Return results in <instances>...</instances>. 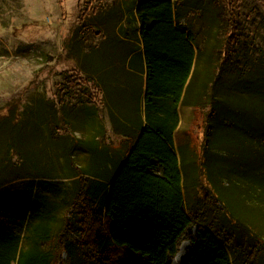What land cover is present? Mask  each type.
Segmentation results:
<instances>
[{
    "label": "rangeland",
    "instance_id": "374dc122",
    "mask_svg": "<svg viewBox=\"0 0 264 264\" xmlns=\"http://www.w3.org/2000/svg\"><path fill=\"white\" fill-rule=\"evenodd\" d=\"M137 1L0 0V121L15 117L27 135L26 143L10 148L9 153L1 145L4 138L0 140V184L22 178L51 181L50 201L62 215L75 191L78 169L85 173L106 169L107 152L123 142V136L114 131L110 110L127 121L125 116L133 118L137 107L133 101V107L110 108L105 91L95 84L100 79L99 61L107 58V42L121 28L133 40L128 42L130 47L143 49L139 33L133 32L139 26L133 15ZM233 1L231 9L224 0H180L182 21L197 40L199 74L179 108L178 141L188 145L185 154L194 176L209 151L210 172H217V184L231 211L242 214L241 226L247 228L237 230L238 235L259 242L253 264H264V3ZM134 61L143 69L142 52ZM75 76L79 86L72 91L67 83ZM89 76L95 79L88 84L91 89L79 82ZM223 100L239 107L235 112L228 108L219 121L215 112H223ZM139 103L143 115L144 103ZM12 127L5 125L0 132L11 133L14 144ZM207 128L213 131L209 138ZM227 166L232 167L226 171ZM202 172L206 173L204 167ZM261 175L263 189L249 181ZM203 181L210 185L207 175ZM236 181L244 186L242 194L251 183L257 195H240ZM224 218L226 213L219 221ZM183 243L188 256L193 245L183 236L178 252ZM80 252L85 258L89 254L80 248L77 259L82 257ZM244 258L240 256L239 261Z\"/></svg>",
    "mask_w": 264,
    "mask_h": 264
},
{
    "label": "trees",
    "instance_id": "16d2710c",
    "mask_svg": "<svg viewBox=\"0 0 264 264\" xmlns=\"http://www.w3.org/2000/svg\"><path fill=\"white\" fill-rule=\"evenodd\" d=\"M224 1L232 9L234 1ZM181 5L180 0H138L134 5L139 26L133 32L139 33L146 60L145 91L143 69L137 70L140 74L126 70L129 56L141 47H130L128 42L133 40L123 28L107 42L121 61L113 72L120 77L118 88L100 68L96 83L92 76L79 81L87 89H91L89 82L100 86L111 109L127 108L134 101L137 112L133 118L125 116L127 121L116 118L110 110L114 131L135 141L128 157L108 158L104 171L85 173L78 169L75 191L62 215L50 201L54 192L51 181L22 178L0 184V264H171L183 236L193 245L185 264H253L260 252L259 242L239 237L237 230L247 228L241 226L242 214L231 211L217 184V172H210L209 151H205L196 176L186 154L174 152L179 108L199 74L197 40L182 21ZM134 77L137 81L131 93L128 88L133 86ZM77 78L71 77L67 83L72 91L79 86ZM141 100L143 115L139 112ZM222 105L223 112H215L216 104L213 109L219 121L228 108L235 112L239 107L227 101ZM18 122L12 116L0 121V129L13 125L16 134L13 144L11 133L0 132L6 153L26 143V128ZM210 131L207 128L208 138ZM205 175L213 188L205 185ZM262 178L249 181L263 189ZM251 183L244 194L257 195ZM239 186L238 192L245 196L241 192L244 186ZM224 213L227 218L219 221ZM194 225L196 231L192 232ZM80 248L89 253L86 258L80 252L82 257L77 259ZM240 256L245 257L242 263Z\"/></svg>",
    "mask_w": 264,
    "mask_h": 264
},
{
    "label": "crops",
    "instance_id": "0c3cea01",
    "mask_svg": "<svg viewBox=\"0 0 264 264\" xmlns=\"http://www.w3.org/2000/svg\"><path fill=\"white\" fill-rule=\"evenodd\" d=\"M104 51H105V53L107 55V58H105V59L103 58V60L99 61L100 63L102 62L101 66H100L101 73L103 74V72H105L108 80L110 82H113L112 84L117 87L118 83L116 81L120 80V77L118 75H115L113 72H114V68L117 67V65H119L121 61L118 60V56H117L118 54H116V49H114V48H112L110 46H106V49ZM141 52L143 54V60H144L143 49L137 50L136 53H131V55L129 56V58L127 60V63H126V70L128 71V73L132 74V72L133 73L136 72L137 74H140V73L137 72L139 67H136L137 63H135L134 59L137 56L136 54L140 55ZM131 62H132V65H131ZM144 62H145V64H144V67H143V73L141 74L143 77L145 76V79L143 78V85H142L143 91H145V81H146V76H147V74L145 73L146 60H144ZM121 80L125 81L126 78L122 77ZM128 89L131 90V87H129ZM127 125L129 127L132 126L131 123H127ZM181 126H182V120H180V123H179V125H178V127L176 129L177 130V133H176V136H175V145L176 146H175V149H174L175 154H177V153H186L187 152V148H188V145L186 143H185V145H183V144H180L179 141H178V134L180 132ZM118 134H121L123 136L122 137L123 138V142H122V144L120 145L119 148L114 149L112 152H109V153L107 152L106 158L128 157L130 150L133 148V145H134L135 141L132 143V141H131L132 138L129 135H125L123 133H118ZM183 146L186 147L185 150H181L180 147H183Z\"/></svg>",
    "mask_w": 264,
    "mask_h": 264
},
{
    "label": "bare ground",
    "instance_id": "6f19581e",
    "mask_svg": "<svg viewBox=\"0 0 264 264\" xmlns=\"http://www.w3.org/2000/svg\"><path fill=\"white\" fill-rule=\"evenodd\" d=\"M187 244L183 243V245L180 248V251L176 253L175 259L173 261V264H184L186 261L187 256Z\"/></svg>",
    "mask_w": 264,
    "mask_h": 264
}]
</instances>
